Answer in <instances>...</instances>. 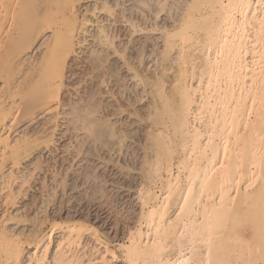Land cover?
Returning a JSON list of instances; mask_svg holds the SVG:
<instances>
[{"label":"bare ground","instance_id":"obj_1","mask_svg":"<svg viewBox=\"0 0 264 264\" xmlns=\"http://www.w3.org/2000/svg\"><path fill=\"white\" fill-rule=\"evenodd\" d=\"M162 12L176 18L163 28L156 69L143 72L141 32L161 29L143 23ZM123 35L128 41L120 46ZM124 69L143 84L147 114L136 106L144 99L137 84L131 100L127 85L119 90ZM69 72L81 78L78 98L71 89L64 95ZM101 84L109 88L102 95L114 98L106 105ZM60 120L82 131L81 139L72 134L79 153L114 162L113 150L131 152L119 166L124 176L141 175L142 209L119 244L125 263L264 264V0H0V192L8 206L0 214V264H110L120 257L84 219L46 209L30 217L29 230L7 224L22 220L7 213L9 205L27 194L43 151L57 146ZM142 124L148 129L138 167Z\"/></svg>","mask_w":264,"mask_h":264},{"label":"rangeland","instance_id":"obj_2","mask_svg":"<svg viewBox=\"0 0 264 264\" xmlns=\"http://www.w3.org/2000/svg\"><path fill=\"white\" fill-rule=\"evenodd\" d=\"M176 11H177V9H176ZM144 12L145 13H141V15H140L141 17H143L144 14H146V15L148 14L147 11H144ZM175 18H176V13L174 15H171L168 12L167 13L162 12L159 15V18H155V19L153 18L152 20L148 21V23L146 22V24L143 23V25H146L149 28H155V27L161 28L158 30L142 31L141 32V40L139 42H140L141 46H147V47H145V49H144L143 61H140V63H138L139 60L136 59L137 60L136 62L138 63L137 66L139 65V69L142 70L143 72H144V70L146 72V69H147V71H154L156 69V67L159 63V60H160L159 52L161 51L162 46L164 44V39H163L164 30H163V28H165V26H168V27L172 26L174 21H175ZM122 38H123V40L121 39L122 44H120V46L123 45L124 41H128V38L126 36L123 35ZM125 44H127V42H125ZM140 44L137 45V48L141 47ZM143 44H145V45H143ZM129 45H131V44L128 43V46ZM80 50L81 49H79L80 56H82V55L86 56L85 52H87L88 49H85L84 54H82L83 52ZM135 50L133 49V51H132V49L128 48L127 51L134 53ZM74 57H76V56H74ZM74 57H73V60H74L73 62L75 63V61L78 59L77 58L74 59ZM74 66H76V65H74ZM74 68H76V67H74ZM77 68H79V67H77ZM124 71H125L124 72L125 77L127 76L126 77L127 79L124 78V80H126V84L125 85L123 84V86L118 87L119 90L122 87H123V89H125L124 86L127 85L125 91L122 89L121 90L124 92V95L126 92V95L131 100L132 94L135 95L136 92L134 93L129 88L131 86V88L133 89V87H135V85L137 84L135 88L138 90H136L135 88H134V90L139 91V92H137V93L141 94L140 96L138 94L139 98H141L143 95L142 98H144V99L143 100L139 99L140 101L136 100V106H138L139 108H142L141 113L147 114L146 110H148V108H146V107L149 106L148 104H150V99H149V96L147 95V93L145 91L143 84H139V82L135 83V81H137L136 78L131 77L133 75L131 72H133V71L126 72V69H124ZM68 75L71 77V79L68 76L69 83H68V81H67V83H68V85L69 84H71V85H69V87H68L69 89L64 94V95L67 94L66 96L70 95V93H71L70 89L73 90L74 88L79 87V86H76L77 85L76 79H78L76 77L78 76V74L74 75L73 73L71 74L69 72ZM78 77H80V76H78ZM79 79H81V78H79ZM79 79H78V81H80ZM124 80H122L121 82L125 83ZM82 83H88V84L90 83L89 85L93 84V83H91V80H89L88 82L83 81ZM112 83H114V82H112ZM72 84L73 85L75 84V86H73ZM103 85L101 86L102 88L100 90V96L102 97L101 103L104 104V102H105L106 104H108L109 101H111V102L114 101L113 100L114 98L112 100H111V98H107V93H105L106 96L104 93H103L104 96L102 95L101 91L103 90V88L105 89V86H106V85H104V86ZM109 85L111 86L113 84L109 83ZM115 86H114L113 90H115L116 93H119L117 85H115ZM127 87L130 91L127 90ZM108 89L109 88L106 86L105 90L107 91ZM105 90H103V91H105ZM75 91H74V93H75ZM82 91L84 92V90H82ZM127 93L131 94V96ZM75 95H77V94L75 93L73 95V98ZM120 95H119V97H122V95L121 96ZM124 95H123V97H124ZM144 95H145V97H144ZM134 97L135 96H133V102L136 99V97L135 98ZM77 98H78V95H77ZM105 98L108 99V102ZM124 98H120L121 101H122V99L125 100V102L130 101L128 98L127 99H124ZM138 102H139V105H138ZM106 104H104V105H106ZM109 108H111V107H109ZM105 109H107L106 106H105ZM63 120L65 122H67V120H65V119H63ZM63 120H60V121H62V123L60 122L61 128L59 127V130H57L58 134L56 133V135H57L56 140L58 139L56 142L57 146H55L54 149L52 147V150L46 149L43 151V158L44 159L43 158L42 159L44 161L43 160L42 161L44 162V164L42 162V164H43L42 170L41 171L39 170V172H38L39 176L36 175L37 179L36 178L31 179L30 183L32 182V184H29L30 188H28L29 186L27 187V189H28L27 194H25V196L19 197L18 198L19 202L17 204H15L13 206L9 205V209H8L9 212H7V213L9 215H12V214L17 215V216H19L20 219L22 218V220H25V221L22 222V220L21 221L16 220L17 222H20V223H17L16 221H10L7 224L9 225V228H12V229L16 228L15 230H18V231L29 230L33 227V225H31V222H33V221H31L30 217H33L38 213L40 215L41 214L43 215L44 211H46V209H47L48 213H50L52 216H57L58 218L59 217H61V218L65 217L67 219V218L72 217V218H77V219H84V220L89 221L90 223H92L93 225H95L99 229L100 235L102 234L101 237L102 238L104 237V239L106 241H109L110 248H112L117 253V255L121 257L122 252H120L121 249L119 247V244L126 242L128 240V237H127L128 232H129L128 230L131 227H133L139 223L138 217H139L140 211L142 209V206H140L141 203L139 200V193L137 192V187L141 186L140 185L141 184V175H139L138 170H136V171L134 170L135 171L134 172L135 176L133 175L134 177H128L127 174H126V176H124L123 175L124 173L122 172L123 170L120 169L121 167L119 166V161L123 162V163H124L125 159H128L129 161H131V158L129 157L131 152H126L125 153L126 156H125L123 154V152L120 153V150H117V153H116V150H113V153H112L113 156L112 157L114 159V162L113 161L105 162V160L99 158L96 155L87 156L84 152H81L82 154L79 153L76 150L77 149L76 146L79 144L80 139L82 138V135H83V134H81L82 131H77L74 128H71V125L69 126V124H65L63 122ZM66 125L69 126L71 130L68 129V127H66ZM143 126H145V125L142 124V127L137 125V127H136L137 134H138V135H136V137L138 139H139V137L141 138V140H138V142L140 141L139 144H136L137 145L136 146L137 152H139L138 158L136 157L137 159H135V161H136L135 164L137 166L138 165L141 166V164H142L141 161H143V156H144V151L141 148H142V143L144 144L146 142L145 133H147L148 128L146 126L145 127H143ZM138 127H140V128H138ZM70 131H71V133H70ZM79 133L81 134L80 139L77 138L79 136L78 135ZM72 134L75 136L77 135V137L76 138L74 136L72 137ZM70 136H71V138H70ZM70 142H72V143H70ZM74 145H76V146H74ZM139 146H141V147H139ZM57 147H58V149H57ZM74 150H75V152H73ZM129 151H133V150H129ZM69 152H71V153H69ZM72 153H74V154H72ZM79 154H81V156H78ZM83 155L85 157H88L89 159L88 158L83 159L84 158ZM86 159L89 162H87ZM116 160H117V162H116ZM80 166H81V168H80ZM118 166H119V168H118ZM91 168L92 169L94 168V169L92 170ZM84 170L86 171V173ZM87 170H90V171L92 170V171L90 173V171H87ZM95 170L97 172H95ZM55 171H56V173L54 174ZM116 172H117V174H116ZM120 173H122V174H120ZM56 174H58V175H56ZM55 177H58L57 178L58 180ZM64 178H68L65 180V181L68 180L67 183L64 181ZM44 182L46 183V185H44L45 184ZM58 182H60V183L58 184ZM63 182H65L67 185H64ZM121 182H123V183L126 182V185L127 184L129 185V183H131L130 185L133 184L134 186L132 185L131 190L130 189L128 190V187L122 186ZM124 185H125V183H124ZM63 186H64V188H63ZM92 186H95V188H93ZM140 188L141 187H139L138 189H140ZM54 192L56 195L54 194L55 197L53 196L54 199L51 197L52 198V200H51V198H50V196H48V194H50V193L52 194ZM4 197L5 196L3 195V193L0 192V214L2 211H4L6 208H8L6 201L4 200ZM36 197L37 198L39 197V198L37 199ZM48 199H50L49 200L50 202L47 201ZM45 200L47 201V203ZM171 212H174V210L172 209ZM29 218H30V220H28ZM46 226L50 227V225H48V224ZM60 231H61L60 229L55 231V234H56L55 235V241L57 240L58 236L60 235V233H59ZM89 239H92V240H90L91 243H89L90 242ZM86 243H88L89 246L95 245V246H98L97 248H101V247H99L101 245L100 244L98 245V243H96V240H94L93 237H90V238L88 237V239H86ZM28 249L29 248H27L26 251ZM120 257L117 260H111L110 264H127V263H125V261H123L122 257L121 258Z\"/></svg>","mask_w":264,"mask_h":264}]
</instances>
